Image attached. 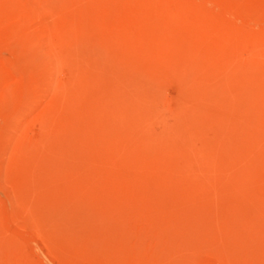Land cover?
I'll use <instances>...</instances> for the list:
<instances>
[{
  "label": "rangeland",
  "instance_id": "rangeland-1",
  "mask_svg": "<svg viewBox=\"0 0 264 264\" xmlns=\"http://www.w3.org/2000/svg\"><path fill=\"white\" fill-rule=\"evenodd\" d=\"M0 264H264V0H0Z\"/></svg>",
  "mask_w": 264,
  "mask_h": 264
}]
</instances>
